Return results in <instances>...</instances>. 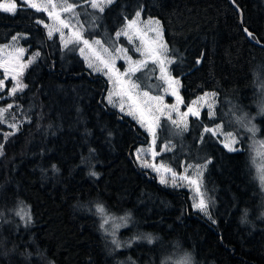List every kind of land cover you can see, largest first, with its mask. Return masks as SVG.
<instances>
[{
	"label": "trees",
	"instance_id": "trees-1",
	"mask_svg": "<svg viewBox=\"0 0 264 264\" xmlns=\"http://www.w3.org/2000/svg\"><path fill=\"white\" fill-rule=\"evenodd\" d=\"M234 2L243 27L264 44V0ZM16 3L15 14L0 11V45L21 34L26 58L36 59L22 74L27 87L0 99V107L13 105L0 124V264H264V186L251 148L264 147V48L245 35L229 0H115L103 13L78 6L87 39L134 56L116 33L137 11L159 20L182 110L207 92L218 95L215 117L204 110L187 131L163 119L156 143L158 152L173 144L158 161L178 173L211 161L204 190L215 222L194 211L189 191L167 188L140 167L135 151L149 137L106 102L107 79L87 68L78 45L48 37L37 23L49 21L44 12ZM137 78L160 94L155 66ZM12 120L18 130L4 141ZM220 124L239 137L241 151L204 131ZM115 219L126 224L119 236L109 233Z\"/></svg>",
	"mask_w": 264,
	"mask_h": 264
},
{
	"label": "snow or ice",
	"instance_id": "snow-or-ice-1",
	"mask_svg": "<svg viewBox=\"0 0 264 264\" xmlns=\"http://www.w3.org/2000/svg\"><path fill=\"white\" fill-rule=\"evenodd\" d=\"M114 0H81V3L78 5L75 0L73 2H69V0H62L61 3L55 2V0H40L39 3L35 2V0H21V4L26 8H32L36 12H46L49 17H52L60 22V24L68 28L70 27L69 23H66L64 20L60 18V13H71V18H75L79 15V13L75 12V8L77 6L83 7L85 4L90 8L103 13L105 11V7L111 5ZM59 7L60 11H57ZM17 10L16 0H9L7 3H0V11L15 14ZM141 12L137 11L135 13V18L131 20H127L125 28L116 33V39H119L121 36H124L128 39L129 43H134L133 37L140 39V46L136 47V51L140 53L143 59L133 60L131 56H129L128 49L123 47H117L109 50L108 47H105L104 44L100 40L89 41L88 39H84L79 32L76 33L77 41L82 42L85 47H87L90 51H93L95 55V59L99 62L103 67H96L92 63L88 64L89 68H94L96 71L103 72L104 75L108 76L110 81H113L116 85H118V89L116 91H110L107 97L108 103L112 104L114 107L117 105L120 108L121 112L125 111V103L128 104V111L125 113L126 115L133 116V118L138 119V122L142 127H146V130L153 137L152 145L148 150L139 149L137 150V160H141V154L146 151L150 152L153 159L155 158L157 153L154 150L155 142H156V131L155 128L159 127V119L160 116H164L167 112V118L171 120L172 124L177 128L183 124L184 130L187 129V122L184 120V117H187L189 114L195 117H199L200 115V103H206L209 108V115H212V104L209 103V99L215 97V93H205L204 96L199 97L197 101H193V105H197L194 107L193 105H189L187 107L186 112H179L178 105L182 103V97H180L178 92L179 80L173 78L167 70L166 65L174 63L175 60L167 55L168 47L167 44L162 40V32L160 29V22L158 20H148L144 22V30L151 31L156 33V38L152 41H145L143 31L139 27L141 20ZM42 21H37V23H41ZM45 27H48L45 25ZM82 27V26H81ZM59 30V29H57ZM244 32L250 39L256 40L257 43L260 41L256 39L253 33L249 32L247 28L244 29ZM61 37H63L64 33L61 31ZM53 35L52 29L48 31V37L51 38ZM25 38L23 35L18 34L14 36L13 41H17L18 39ZM93 45L99 46L98 48H93ZM67 46V44H65ZM81 53L84 52V48L80 49ZM17 52L23 53V48H18ZM35 56H39V53H36ZM35 58V57H34ZM116 59H125L128 64V68L124 72H120L119 69L115 67ZM32 61H28L31 63ZM149 62L154 65H157L160 70L159 79L163 80L167 87L164 91L172 96L176 97V104L166 105L163 102V97L156 95L150 96L148 91H135L140 88V85L131 80V76L135 75L136 72L140 71L143 67H145ZM196 63H200V60L197 59ZM27 67L26 64L20 66V71L13 74L12 79L15 81V84L11 87L9 91V95H15L18 91H23L27 85L23 84L20 80L17 79V76L22 73V69ZM4 71L7 73L9 69L7 67L4 68ZM127 77L128 79H125ZM4 82L3 79H0V90H3ZM143 98H147L142 99ZM150 101H155V104L150 103ZM13 107L12 104H8L6 107H0V124L6 123L5 113H8L9 110ZM175 111L177 115L180 117V120L172 119L171 112ZM155 113H159L158 116H155ZM154 116V119H147V116ZM7 127L11 129L9 132L3 133L4 141L7 140L8 136L15 135L18 130V125L16 123H8ZM220 126L218 125L217 128ZM217 128H208L205 127V132H210L212 135H217ZM249 131L255 133L256 129L254 127L249 128ZM220 135L225 137L223 141L224 147L229 151H238L239 149L235 148L234 145L238 143L236 137L231 133H223ZM3 147L4 144L0 143V155H3ZM164 150H171L169 145L164 146ZM211 161H209L210 163ZM264 164V160L261 161ZM141 165L143 167H152L154 171L161 173L160 183H167L166 175L171 174V180L175 184L177 179L186 180L189 185H197V191H199V180L202 176V169L206 168L207 165H200L195 169L196 175L195 177H191L188 175L178 176V174L167 167L163 163H152L149 164L147 161H141ZM91 175H97V173L92 172ZM201 212H204L205 215H208V205L203 198L200 199L198 203L194 205ZM97 211L100 213H104V208L102 206H98ZM211 218V217H210ZM27 221H30V217L25 216ZM109 221L108 217H104L103 223L101 224V228L104 227V224H107ZM215 222V221H213ZM148 242L151 243V238L148 237ZM113 243H116L114 240ZM182 264H187V261L182 262Z\"/></svg>",
	"mask_w": 264,
	"mask_h": 264
},
{
	"label": "rangeland",
	"instance_id": "rangeland-1",
	"mask_svg": "<svg viewBox=\"0 0 264 264\" xmlns=\"http://www.w3.org/2000/svg\"><path fill=\"white\" fill-rule=\"evenodd\" d=\"M71 1L72 0H69V2H71ZM7 2H9V0H3L0 3H7ZM35 2L39 3L40 0H35ZM55 2H57L59 4V3L62 2V0H55ZM57 11L58 12L60 11L59 7L57 8ZM41 12H43V11H41ZM75 12L78 13V6L75 8ZM44 13L48 17L49 21L48 22H41L40 24L47 30V32L49 31V29H52V31H53L52 37H54L56 35L59 36L60 39H61V41H62L63 47L66 48V49L69 48L70 46L78 45L79 46L78 47L79 48L78 53L81 56V58L84 60L87 68L90 69L94 74L102 75V76H104L107 79V81L109 83V90H108V93H107V96H106V102L108 103L107 97H108L109 92L110 91H113V92L116 91L118 89V85H116L113 81H110L109 78H108V76L104 75L103 72L96 71V70H94V68H89L88 67V64L89 63H92L94 66L100 67V68H102L103 66L100 65L99 62L95 59V55H94L93 51H90L87 47H85L82 42H78L77 41V35H76L77 32H79L80 35L84 39H87L84 36L85 27H84V24H83L80 16L78 15L75 18H71L70 19L71 13L61 12L60 13V18L62 20H64L66 23H69L70 24V27L65 28V27H63L60 24V22L58 20H56V19H54L52 17H49V15L46 12H44ZM140 20H141V23H140L139 27L143 31L144 40L145 41H152V40H154L156 38V33L155 32H151V31L144 30V22H146L148 20L156 21L157 19H155V18H147V19H145L141 15ZM45 25H47L48 27H45ZM159 26H160V29H161V32H162V40H163L164 43L167 44V42L165 40V36H164V29H163L161 23L159 24ZM124 28H125V26H124ZM57 29H59V30H57ZM61 31L64 33L63 37H61V34H60ZM115 38H116V36H115ZM121 38L125 39L129 45H132V49L135 52V55L136 56H134L133 53L130 52L129 48H127V47H125V46H123L121 44H118L116 46V48L117 47H123V48L128 49V53L127 54L129 56H131L134 61L135 60L143 59V57L140 55V53L136 51V47L140 46V43H141L140 42V39H138V38H136L134 36L133 37L134 43H129V41H128L127 38H125L124 36H121L119 39H116V40L119 41ZM89 41H95V40H89ZM65 44H67V46H65ZM104 46L105 47H108L110 51L112 50V47L107 46L105 44H104ZM98 47L99 46H97V45H93V48H98ZM167 47H168V45H167ZM18 48H23V47H21L19 45L18 40L17 41H12V42H10L9 44H6V45H0V79H3V82H4L3 90H0V99L7 100V99H11V98H13V96H15V95H9L8 94L9 91H10V89H11V87L15 84V81L12 79L13 74H15L16 72H19L20 71V66L21 65H24V64L27 65L28 64V60H30V59L31 60H35L36 59V57L35 58L32 57V58L27 59L26 58V52L24 51L23 53H19V52H17V49ZM81 48H84V52L83 53H81V51H80ZM167 55L170 57L169 48H168ZM150 65H153V66L156 67V77H157V79L159 80V83H160V86H159V89L161 91L160 94L154 93V91H156L158 89V87L155 88L154 91L152 90L153 92L151 90L144 89V87L142 86L141 82H139V80L137 78V76L141 72H143L144 70H146ZM171 66H172V63L166 65L167 70H168V73L173 78L179 80L180 83H179V86H178V92H179L180 97H182L181 96V93H180L181 79L178 78V77H175L172 74V72H171ZM5 67H7L9 69V71L7 73L4 71V68ZM115 67L117 69H119L120 72H124L128 68V64L126 63L125 59H116V61H115ZM26 68L24 67L22 69V73L17 76V79L20 80L21 82H22V74L24 72V69H26ZM160 75H161V73H160L159 67L157 65H154L151 62H149L140 71L136 72L135 75L131 76V80L134 81V82H136V83H138L140 85V88L138 90H135V91H139V92L148 91L150 96H156V95L162 96L163 97V102L166 105L176 104L177 103L176 97L175 96H172V95H170V94H168V93H166L164 91V89L167 87V85L164 83L163 80L159 79ZM125 79H128V78L125 77ZM207 93H213V92H207ZM202 96H204V95H201L199 97H202ZM198 98H196L194 101H197ZM142 99H145L146 100L147 98H143L142 97ZM208 102L212 104V112H213V114L210 115V117L213 118V117H215V111H216V108L218 106V95L216 94L215 97L210 98ZM150 103L155 104L156 102L155 101H150ZM109 105L112 108L116 109L121 115H124L126 117L131 118L148 135V137H149V143L147 145H142V146H140L137 149V150H139V149L148 150L150 148V146L152 145L153 137L146 130V127H142L141 126V124L138 122V119L133 118V116H129V115H126L125 114L128 111V104L125 103V111L124 112H121L120 111V108H119L118 105L116 107H114L112 104H109ZM182 105H183V102L178 105L179 112H181V113L187 111V109L186 110H182ZM191 105H193V102H192ZM193 106L196 107L197 105H193ZM198 106L200 108V115H199V117L201 116V114H202V112L204 110H207L209 112V108H208V106H207L206 103H200ZM6 115H7V113H5V116ZM158 115H159V113H155V116H158ZM146 116H147V114H146ZM171 116H172V119L180 120V117L177 115V113L175 111L171 112ZM191 117H195V116H192L191 114H189L187 117H184V120L187 122V129L186 130H184L183 124H181V126L178 129H182L184 131H187L188 128H189V124H188L189 123V119ZM147 119H154V116H147ZM163 119H167L172 124L171 120H169L167 118V112H166V114L164 116H160V119H159V127H156L155 128V131H156V142H155V146H154V150L157 153H159V154L156 155L155 158L153 159L151 153L148 152V151H146L145 153H142L141 154V160L138 161L137 160V155H136L137 154V150L135 151V158H136L138 164L140 165V167L142 169L148 170L152 174H154L157 177L159 183H160L161 173H158V172L154 171L152 167H143L141 165V161H147L149 164H152V163L159 164V163H162V162H159L158 161V157L161 154H163V153H168V152H171L172 151L173 144L171 142H167L166 144H164L162 146L160 152H158L156 150V143H157V138H158V131L160 129L161 122H162ZM10 123H16L18 125L17 121H15V120H12ZM173 126H175V125H173ZM217 126L218 125H216L214 127H211V128H217ZM219 126L220 127L217 128V135H214V136L219 138L221 145L224 147L223 141H224L225 137L223 135H220V133L221 132H223V133H229V132L224 131L223 126L221 124ZM231 133L236 137V139L238 141V143H236L234 145V147L237 148V149H239L238 151H241L242 150V145H241V141H240L239 137L236 134H234L233 132H231ZM261 142L264 145V139H262ZM259 144L260 143L258 142L256 144L252 145L251 148H255L254 149V154H253L252 158L255 161L256 165H257V171H258V174H260V180H261V182L263 183V186H264V164L261 163V161L264 160V147L257 146ZM165 145H169L170 148H171V150L170 151L169 150H164V146ZM233 152H236V151H233ZM251 152H252V150H251ZM208 164L209 163L202 164V165H207L208 166ZM164 165H166V164H164ZM166 166L169 167L168 165H166ZM198 166H200V165L188 164V165H185L183 167V169H182L181 172H179V173L176 172V171L175 172L178 174V176L188 175V176H191V177H195V175H196L195 169L198 168ZM207 166H206V168L202 169V173L203 174H202V176L200 177V180H199V191H197V185H189L186 180L177 179L175 181V184H174L173 181L171 180V174L170 173L169 174H165L166 175V179H167V183H165V184L160 183V184L163 185V186H165V187H167V188H171V189H185V190L189 191L190 192V195H191V201H192V204H193L194 211L199 212L204 217H206L207 219H209L210 221L213 222L215 220L213 219V217L210 214L209 203H208L207 197L205 195V190H204V176H205V172H206ZM201 198H203L205 200V202L207 203V205H208V209H207L208 215H205L204 212H201L199 209H197L196 207H194V205L196 203H198ZM114 222L115 223H114L113 226H111V229L109 230L110 231L109 233L117 236L119 234V232L122 230V228H124L126 226V224L124 223V221L122 219H115ZM108 223H110V221H108ZM180 264H182V262Z\"/></svg>",
	"mask_w": 264,
	"mask_h": 264
},
{
	"label": "water",
	"instance_id": "water-1",
	"mask_svg": "<svg viewBox=\"0 0 264 264\" xmlns=\"http://www.w3.org/2000/svg\"><path fill=\"white\" fill-rule=\"evenodd\" d=\"M229 2L237 9V11L239 12V15H240V20H241V25L243 27V20H244V17H243V13L241 12V10L237 7V5L235 4L234 0H229ZM245 28L243 27V30ZM245 35L247 36V34L245 33ZM248 37V36H247ZM248 39H250L248 37ZM255 45H257L258 47H261V48H264V44L263 43H257L255 40L253 39H250Z\"/></svg>",
	"mask_w": 264,
	"mask_h": 264
}]
</instances>
